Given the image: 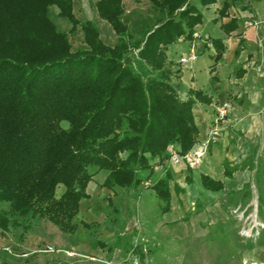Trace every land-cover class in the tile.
<instances>
[{
	"label": "trees",
	"instance_id": "1",
	"mask_svg": "<svg viewBox=\"0 0 264 264\" xmlns=\"http://www.w3.org/2000/svg\"><path fill=\"white\" fill-rule=\"evenodd\" d=\"M146 1L154 18L128 13L124 0L98 1L100 18L118 37L111 47L95 23L76 17L73 0H0V205H9L8 215L0 213L2 230L22 227L24 237L39 219L75 234L74 220L81 203L91 198L87 189L94 176L106 172L102 187L114 194L117 189L138 191L155 167L171 159L170 147L179 146L185 156L199 143L193 107L197 102L210 105L213 99L198 90L182 98L167 51L180 39L195 40L204 19L201 8L219 0ZM50 7L72 24L69 34L50 20ZM232 7L252 10L250 0H224L213 22L220 23L227 38L240 28L238 18L230 15ZM79 29L85 48L73 51L69 37ZM236 37L239 56L248 44L242 33ZM206 42L216 50L215 72L224 56V39ZM244 74L240 66L237 76ZM253 161L250 157L231 166L225 160V176L252 170L248 165ZM187 171L191 185L192 168ZM172 179L166 168L163 178L150 183L164 203L163 213L170 211ZM201 180L208 191L224 189L222 181L208 175ZM175 191L183 190L176 186ZM108 208L117 225L119 209L111 201ZM83 226L94 229L97 224ZM138 254L143 257V250Z\"/></svg>",
	"mask_w": 264,
	"mask_h": 264
},
{
	"label": "crops",
	"instance_id": "2",
	"mask_svg": "<svg viewBox=\"0 0 264 264\" xmlns=\"http://www.w3.org/2000/svg\"><path fill=\"white\" fill-rule=\"evenodd\" d=\"M98 1L100 0H87L88 5L86 4V6L92 7L93 14L91 18L76 17L81 21H91L95 23L99 29L101 40L106 45L114 47L118 42V37L112 26L107 21L100 18L97 10ZM73 4L74 13L76 15V6L74 0ZM223 4L224 0H219L215 5L201 8L204 15L203 24L196 28V31L201 33V38L195 39L191 42H181L170 46L169 49L172 50L173 53L168 57V60L173 64V71H178L176 76L173 77V81L175 83L181 84L182 88L180 90V94L183 99H187L188 92L190 90L202 91L213 99V103L210 105L197 102L193 107L195 122L199 129V143L194 147V149L208 141L209 134L215 126V116L220 106L224 102L230 101L234 110H239L245 114V119L242 120L239 126H235V124H233V122L229 119L219 124V137L215 142L210 143L208 151L201 160L200 164L197 167L192 168L193 182L191 185L187 184V176H189V174L186 163L175 164L171 159H169L165 166L155 167L153 175L149 180L151 183H155L157 180L163 178L166 168L171 171L173 179L170 182L172 193L170 211L163 213L162 205L156 219L146 221L147 224L152 225L151 228H153V231H159V229L163 228L164 226L171 229L180 227L178 226L180 224L179 221L182 219V217H184L185 212L181 211L180 204L173 203L174 197L172 189L175 191L176 186L181 188L183 190L182 192L186 190L188 197L194 198L198 192L206 201V203H212L215 201V199H217V194L223 190H225L226 193H237L243 190L246 185L245 183L248 182L245 175L246 171L248 173V177L251 174V171L248 169H246V171L239 169L233 174L232 179L227 178L225 176L223 162L228 160L232 163L231 166H236L241 165L250 157H255L256 144L252 141H249L248 139H244V137L234 138V135H238V132H246L249 135L257 128H263L264 0H250V5L252 8L251 11H242L239 8L234 7L231 8L230 15L233 16V9L236 14L235 17H237L239 20L240 28L237 32L233 33L230 38H227L226 34L221 31L220 23L215 24L213 22L218 18V11L223 7ZM48 16L57 28H61L69 24L71 25L72 29V24L69 22V20L59 16V9L57 7H50ZM228 21L229 19L226 18L223 22L226 23ZM209 28L215 31H212L214 38L224 39L225 46L223 59L216 65L215 72H211V68L215 64L213 57L216 55V50L211 42L207 44L205 41V38L212 37L209 32L207 33V29ZM62 31L65 32L66 30L63 28ZM239 33L243 34V38L247 41L248 48L243 50L239 56H236L235 52L239 46V39L234 36ZM81 41L84 45L83 33ZM182 45H187V48L185 49ZM192 47H195L197 50L198 59L195 62L181 64L180 59L182 57H188ZM170 50L167 51V55L170 54ZM240 66H242L243 70L245 71V74L242 78L237 76V70H239ZM234 98L244 100V104L241 105L239 101ZM233 138L234 140H232ZM174 147L177 148V150H180L179 146ZM184 172L187 174H183ZM202 175H208L215 180L222 181L224 183V189L219 192L206 190L202 184ZM182 179L183 181H181V183L180 180ZM174 183H176V185H174ZM175 194L178 195L176 191ZM89 200H84L81 203L80 213L74 220L78 226L77 231L75 234L69 235L72 238L71 240L67 238L66 241L70 242L62 248L63 252L70 254L75 253L76 257L81 259L75 261V259L69 258L68 256L62 254L60 255V260H65V264H106L105 262H111V264H121V261H123L127 255L124 254L123 256V251L117 247L108 246L105 242H101L97 238V235L93 233L94 229H86L83 226V223L100 224L98 230L101 234V230L103 228L102 223L103 220H105V231L109 232L110 229H114L115 232L117 229L116 225H113V223H111L107 218V215L103 214V220L100 219L101 213L99 211H93L95 204H85L87 203L86 201ZM108 205L109 204H106L104 207L105 210L107 209ZM116 207L118 208V206ZM188 208H190V204ZM118 209L120 211L119 221L124 220L126 223L131 221L132 216L134 219L139 218L140 216V218L144 220L147 216V213L149 212V209H147L144 204H121ZM107 223L110 224V226ZM114 236L115 233H113V236L108 235L106 237L110 239L109 241L113 242L115 240ZM167 237L165 239L161 238V241L173 238L175 241L180 242L182 240L185 241L190 239L191 235L189 233L186 235H180L178 233L175 236ZM100 242L107 245V248H105L106 253H100L99 248H102L99 245ZM138 249H142L141 246L137 247V251ZM115 252H118V254L114 255ZM109 255L111 256V259ZM172 256L181 257L183 254L177 253L176 251H172L170 254H168L165 252V250H161L153 261H155L157 264H164L161 257L169 258V262L172 259ZM140 257L143 259L144 255L143 257L140 255Z\"/></svg>",
	"mask_w": 264,
	"mask_h": 264
},
{
	"label": "rangeland",
	"instance_id": "3",
	"mask_svg": "<svg viewBox=\"0 0 264 264\" xmlns=\"http://www.w3.org/2000/svg\"><path fill=\"white\" fill-rule=\"evenodd\" d=\"M74 2L76 16L79 18L92 17V7L86 6L87 0H74ZM193 2H196V0H193ZM124 5L128 12L143 17L154 18L156 16L150 3L146 0H124ZM232 14L236 16L233 9ZM58 28L61 31L64 28L68 34L71 32V25L69 24ZM212 31L210 28L207 29V33L209 32L211 38L214 39L212 33L215 31ZM195 34V39L201 38L200 32L195 31ZM69 38L73 51L84 48L80 30L70 35ZM183 42L191 41L184 40ZM183 47L186 49L187 45ZM172 53L173 51L170 50L168 57ZM234 114L236 117L228 119L235 126H239L242 120L245 119V114L239 110H234ZM237 137H244V139L256 144L253 165H248L252 169L249 177L245 170L247 183L251 185L250 189L245 188L237 193H226L223 190L217 194V199L212 203H206L198 192L196 197L191 198L188 197L186 190L176 195L174 189H172L173 203L180 204L181 211L185 212L184 217L179 221L178 226L180 227L171 229L164 226L159 231H153L152 225L147 224L146 221L156 219L160 207L164 203L153 193L152 188L146 187L144 182L147 181L143 182L138 191L117 189L114 194L102 187L107 176V173L102 171L94 176L89 185L90 188L88 186L87 191L91 194L88 193L91 200L88 199L87 203L84 202L85 204H95L93 211L101 213V220H103V214L107 215L108 219L113 215L112 209L108 207L106 210L104 209L109 201L113 202L118 208L121 204H144L149 212L144 220L140 216L135 219L132 216L131 221L128 223L120 220L116 225L115 232L114 229H110L109 232L105 231L104 226L106 225L105 220H103V228L100 229L101 234L98 230L100 224L94 227L93 233L97 235L101 242H105L108 246L117 247L123 251V256L124 254L127 255L121 261V264H155L156 262L153 260L161 250H165L168 254L172 251L183 254L181 257L172 256L169 262V258L161 257L164 264H264V229L260 230L258 235L255 233L256 231H254V236L245 234L246 232L250 234V229L256 222L264 225V118L263 128H257L249 135L246 132H238V135H234V138ZM183 174L187 173L184 172ZM148 182L151 183V181ZM62 190V187L59 188L58 196H60ZM247 191L250 192L248 196L246 195ZM189 204L190 208H188ZM8 211V204L0 205L1 214L8 215ZM108 225L110 226V224ZM23 233L22 227L10 226L9 230L6 231L0 228V264H65V260H60L62 254L75 259V261L81 259L76 257L75 253L70 254L62 251V248L70 242L66 239L71 240L72 237L61 232L57 226L49 221L33 220L31 230L24 237H22ZM113 233H115V240L112 242L106 236H113ZM178 233L180 235L189 233L191 238L180 242L175 241L173 238L161 241V238L165 239L167 236H175ZM138 246H141L144 250L143 259L138 254ZM99 249L100 253H106L105 248ZM116 254L118 252L114 253V255ZM109 257L111 259L110 255ZM105 263L111 264V262Z\"/></svg>",
	"mask_w": 264,
	"mask_h": 264
},
{
	"label": "built area",
	"instance_id": "4",
	"mask_svg": "<svg viewBox=\"0 0 264 264\" xmlns=\"http://www.w3.org/2000/svg\"><path fill=\"white\" fill-rule=\"evenodd\" d=\"M195 37H196V34H195ZM180 41L183 42L184 39H181ZM197 59H198L197 50L195 49V47H192L190 49L189 56L182 57L180 59V63L186 64L188 62H195ZM233 117H236V115L234 114V108H233L232 103L230 101L224 102L220 106L215 116V121H214L215 126H214V129L209 134L208 141L201 144L198 148L193 149L191 152H189L185 156H181L179 153V150H177V148H175L174 146L170 147L169 153L171 154V160L175 164L186 163L187 166L191 168L197 167L200 164L201 160L204 158L205 154L207 153L210 143L215 142L217 138L219 137V132H220V128L218 127L219 124L224 122L226 119L233 118ZM144 184L146 185L147 188L150 187L149 182H144ZM263 229H264V225L256 222L250 229V234H248L247 232L245 234L254 236L255 233H257L258 235L260 233V230H263ZM254 231L256 232L254 233ZM244 264H247V263H244Z\"/></svg>",
	"mask_w": 264,
	"mask_h": 264
}]
</instances>
